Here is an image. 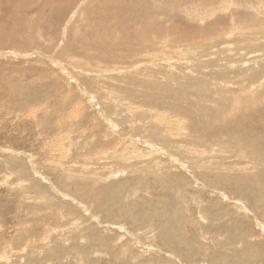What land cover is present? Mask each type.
Here are the masks:
<instances>
[{
    "label": "rangeland",
    "instance_id": "1",
    "mask_svg": "<svg viewBox=\"0 0 264 264\" xmlns=\"http://www.w3.org/2000/svg\"><path fill=\"white\" fill-rule=\"evenodd\" d=\"M263 5L0 0V264H264Z\"/></svg>",
    "mask_w": 264,
    "mask_h": 264
},
{
    "label": "bare ground",
    "instance_id": "2",
    "mask_svg": "<svg viewBox=\"0 0 264 264\" xmlns=\"http://www.w3.org/2000/svg\"><path fill=\"white\" fill-rule=\"evenodd\" d=\"M264 6V5H263ZM255 7V6H254ZM260 8V7H259ZM134 10V9H133ZM132 10V11H133ZM126 11V10H125ZM128 11V10H127ZM129 14V13H128ZM160 16V15H159ZM152 17V16H151ZM153 18V17H152ZM121 29V28H120ZM147 31V30H146ZM150 31V30H149ZM148 32V31H147ZM182 34V33H181ZM142 35V34H141ZM151 35V34H150ZM166 36V35H165ZM172 36V35H171ZM180 39V38H179ZM179 39H178V41H176V40H174V41H176V42H179ZM181 40H183V39H181ZM160 41V40H159ZM162 41V40H161ZM173 42V41H172ZM162 43V42H161ZM168 43H169V40H168ZM179 44V43H178ZM162 45V44H161ZM173 45V44H172ZM145 46V45H144ZM156 46V45H155ZM166 46V45H165ZM143 47V46H142ZM148 47V46H147ZM146 47V48H147ZM179 47V46H178ZM166 48V47H165ZM143 49H145L144 47H143ZM174 49V48H173ZM187 50V49H186ZM160 51V50H159ZM144 52V51H143ZM148 52V51H147ZM162 53V52H161ZM145 54V53H144ZM141 55V54H140ZM151 56V55H150ZM116 60V59H115ZM176 60V59H175ZM100 62V61H99ZM115 64V63H114ZM113 65V64H112ZM114 67V66H113ZM124 69V68H123ZM264 75V74H263ZM249 81V80H248ZM248 83V82H247ZM248 85V84H247ZM253 86V85H252ZM255 87V86H254ZM258 87V86H257ZM244 89V88H243ZM242 89V90H243ZM256 89V88H255ZM251 91V90H250ZM259 91V90H258ZM242 92H244V90L242 91ZM245 92H246V90H245ZM260 92V91H259ZM247 93V92H246ZM258 93V92H257ZM232 94V93H231ZM228 104H229V102H227ZM128 109H130V108H128ZM126 110V109H125ZM225 110V109H224ZM217 111V110H216ZM219 112V111H218ZM224 112V111H223ZM158 115V114H157ZM214 119V118H213ZM227 119V118H226ZM216 120V119H215ZM181 122V121H180ZM179 122V123H180ZM178 123V122H177ZM165 124V123H164ZM181 124V123H180ZM179 125V124H178ZM175 126V125H174ZM182 127H184V126H181V128ZM185 128V127H184ZM180 130V129H179ZM219 131H223V130H219ZM228 131V130H227ZM218 132V131H217ZM215 133V134H219V132L218 133ZM224 132V131H223ZM170 133V132H169ZM179 133V132H178ZM232 133V132H231ZM226 134V133H225ZM209 135V134H208ZM211 135H213V134H210V136ZM227 135V134H226ZM229 135V134H228ZM249 135V134H248ZM217 135H215V137H216ZM231 137H233V136H231ZM251 138V137H250ZM171 140V139H170ZM210 141V140H209ZM239 145V144H238ZM246 145H247V142H246ZM252 146H253V144H251ZM249 145H247V147H248ZM252 146H251V148L250 149H252ZM246 147V148H247ZM253 150H254V148H253ZM256 150V149H255ZM255 150L254 151H252V152H255ZM151 151V150H150ZM159 151V150H158ZM101 152H103V151H101ZM125 152V151H124ZM161 152V151H160ZM258 152V151H257ZM260 152V151H259ZM263 152V151H262ZM106 153V152H105ZM120 153V152H119ZM241 154V153H240ZM100 178V177H99ZM259 225V224H258ZM179 232V231H178Z\"/></svg>",
    "mask_w": 264,
    "mask_h": 264
}]
</instances>
